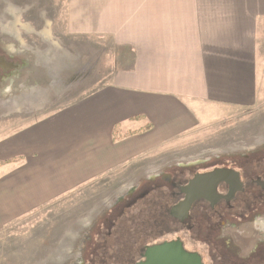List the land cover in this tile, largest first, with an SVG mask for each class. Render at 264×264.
Returning a JSON list of instances; mask_svg holds the SVG:
<instances>
[{"label": "crops", "instance_id": "0c3cea01", "mask_svg": "<svg viewBox=\"0 0 264 264\" xmlns=\"http://www.w3.org/2000/svg\"><path fill=\"white\" fill-rule=\"evenodd\" d=\"M66 10L69 35L100 40V84L0 136V231L137 176L190 148L208 117L264 97V0H68ZM24 13L4 12L10 35L32 28Z\"/></svg>", "mask_w": 264, "mask_h": 264}, {"label": "rangeland", "instance_id": "374dc122", "mask_svg": "<svg viewBox=\"0 0 264 264\" xmlns=\"http://www.w3.org/2000/svg\"><path fill=\"white\" fill-rule=\"evenodd\" d=\"M67 2L0 0V66L11 68L6 75H1L0 69V136L47 116L100 84V61H95L104 51L100 40L67 33ZM11 3L25 11L24 21L27 18L32 22V28L27 32L20 30L19 36L10 35L4 25V19L9 20L4 12ZM43 12L45 20L40 18ZM42 26L48 28L47 38L40 35ZM259 100L249 109L228 110L208 117L206 124L192 132L196 138H192L190 148L179 146L173 148L177 150L175 153L157 155L149 166L139 169L137 176L112 183L103 181V187L97 188L92 198L78 202L74 195L7 225L0 231V264H117L119 255L110 248L107 253L105 250L106 240L118 237L117 220L123 221L130 231H137L143 227L151 229L149 225L161 217L162 211H154L151 206V210L144 208L137 192H133L134 187L165 184L164 174L170 176L182 170L189 173L201 160L211 161L215 166L264 152V97ZM162 205L163 201L158 208L162 209ZM129 216L134 218L128 220ZM240 224L237 226L244 231L241 242L248 246L236 244V250H241L239 257H247L251 250L264 244V211ZM237 226L229 234L236 232L240 237ZM199 232L202 236L194 231L192 238L200 242L187 244L205 252L211 261V246L206 238L216 240L219 236L208 225L201 226ZM134 237L137 236L132 235L129 241L136 244ZM117 245L118 242L114 243V247Z\"/></svg>", "mask_w": 264, "mask_h": 264}, {"label": "flooded vegetation", "instance_id": "af4514ba", "mask_svg": "<svg viewBox=\"0 0 264 264\" xmlns=\"http://www.w3.org/2000/svg\"><path fill=\"white\" fill-rule=\"evenodd\" d=\"M0 69L1 75H6V71L11 68L6 69L0 66ZM195 164L197 167L190 169L189 173L182 170L174 171L170 176L164 174L163 177L166 181H163L167 182L165 184L156 183L145 188L134 187L133 192H137V199L143 200L149 197L147 203L151 207L160 205L161 201L164 202V205L161 206L163 209L161 215L163 213L170 221L165 224H157L167 225L168 231L165 233L162 229L157 237L152 236L145 242L136 241L134 245L139 247L138 251L128 252L127 257L120 259L117 264L146 262L149 248L162 246L173 241H179L186 250L198 253L204 264H264V244L258 246L256 250H251L247 257H239L241 250H236V244L241 245L242 248L248 246V244L243 246L241 241L244 233H242L241 227L237 225L249 221L264 211V152H258L253 156L245 155L242 160L223 161L215 166H213V162L206 160H201ZM216 168H229L238 171L240 183L237 184L233 179L220 182L216 187V193L213 192L212 195L201 194L195 198L186 211L182 209L181 205L188 201L187 189L191 181L197 175L211 173ZM128 194L133 195V193ZM203 225H208L219 236L216 240L214 237H205L211 246H209L211 261L208 260L206 254L204 255L205 252L191 249L190 245L187 244L189 242L195 245L200 242V240L192 237L195 236L194 231L197 232L198 236H202L199 229ZM234 226L241 230L240 232L237 229L241 233L240 237L236 232L229 234L232 231L230 229H233Z\"/></svg>", "mask_w": 264, "mask_h": 264}, {"label": "water", "instance_id": "95a60500", "mask_svg": "<svg viewBox=\"0 0 264 264\" xmlns=\"http://www.w3.org/2000/svg\"><path fill=\"white\" fill-rule=\"evenodd\" d=\"M239 172L229 168H216L211 173L197 175L187 189L188 201L181 205L185 211L190 207L196 197L201 194H213L217 192V185L233 179L239 184ZM147 261L141 264H204L202 257L195 252L186 250L181 242L173 241L155 248H149Z\"/></svg>", "mask_w": 264, "mask_h": 264}, {"label": "trees", "instance_id": "16d2710c", "mask_svg": "<svg viewBox=\"0 0 264 264\" xmlns=\"http://www.w3.org/2000/svg\"><path fill=\"white\" fill-rule=\"evenodd\" d=\"M148 198L141 200V204L145 205L144 208L149 209V210L154 209V211H158V212L163 211V209L158 208L159 205L158 206L154 205V207H152L150 209L149 208L150 205L147 203ZM141 211H142V209H141ZM159 215H161V213H159ZM132 216H134V215H132ZM132 216H129L128 220H132L134 218ZM124 220L126 221L127 218H125ZM169 221H170V219L162 213L160 218H157L156 220H154L153 224L149 225V226H151V229L143 227V228H138L137 231H135V230L130 231L128 226L123 221L117 220V222L119 223L118 224L119 229L117 227V232H116L118 237L110 236L107 239L106 246H105L106 253L110 250L111 251L113 250V253H117L119 255L117 257H119L120 259L126 258L127 257L126 254H128V252H130V251L137 252L139 249L138 246L134 245V243H131V241H129L131 239L132 235L137 236V237H134V239L137 242H145L146 239H150V238H152V236L157 237L159 231L162 229L165 233H167L168 227H167V225H164V224L169 223ZM157 223H164V224L158 225ZM134 231L137 233H135ZM112 237H114V238H112ZM117 242H118V245L114 247V243H117ZM134 247H136V248L134 249ZM109 248H110V250H109Z\"/></svg>", "mask_w": 264, "mask_h": 264}, {"label": "clouds", "instance_id": "9594fccd", "mask_svg": "<svg viewBox=\"0 0 264 264\" xmlns=\"http://www.w3.org/2000/svg\"><path fill=\"white\" fill-rule=\"evenodd\" d=\"M90 223V222H89ZM87 226V225H86Z\"/></svg>", "mask_w": 264, "mask_h": 264}]
</instances>
